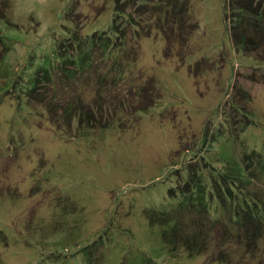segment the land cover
I'll return each mask as SVG.
<instances>
[{
    "label": "rangeland",
    "instance_id": "rangeland-1",
    "mask_svg": "<svg viewBox=\"0 0 264 264\" xmlns=\"http://www.w3.org/2000/svg\"><path fill=\"white\" fill-rule=\"evenodd\" d=\"M116 2L0 0V264H218L171 251L149 212H171L190 195L191 168L210 189L213 178L243 169L254 177L250 191H264V162L247 169L243 160L264 157V36L248 17L232 31L238 21L225 0H192L198 26L183 47L168 51L158 32L135 40L136 70L155 81L157 99L140 117H124L127 128L91 129L58 115L69 124L59 130L30 99L38 72L60 62L61 43L112 32ZM126 9L141 27L156 21L150 5L143 16ZM245 32L263 45L246 50ZM91 74L39 88L61 106L71 97L64 86L87 103L109 102L111 78L100 85ZM126 78L117 100L129 99ZM211 201L220 203L211 202L212 217L228 221V209Z\"/></svg>",
    "mask_w": 264,
    "mask_h": 264
},
{
    "label": "trees",
    "instance_id": "trees-1",
    "mask_svg": "<svg viewBox=\"0 0 264 264\" xmlns=\"http://www.w3.org/2000/svg\"><path fill=\"white\" fill-rule=\"evenodd\" d=\"M229 1L224 2L226 15H233V20L238 21L236 25L231 24L232 31L239 22L245 21L248 17L246 20L254 24L264 36V0ZM116 3L117 14L111 33L96 32L86 38L80 34L73 35L66 44L59 45L62 58L58 65L39 71L35 77L29 97L47 109L52 123H55L59 130L68 123L61 121L58 115L66 117V120L79 117L80 124H85L91 129H107L114 125L122 129L127 128L124 117L136 114L140 117V114L151 108L157 99L154 91L155 81L143 79V75L136 70L139 55L135 40L150 37L158 32L163 35L168 51H171L177 41L182 47L185 46L190 32L198 26L191 14L192 0H117ZM229 3L233 9L231 13ZM147 5L152 8L148 10L149 20L156 19L154 23L141 27L139 20L127 19L128 6L133 7L131 14L138 12L139 16H143L145 13L143 10ZM123 21L128 23L131 32L135 33L132 34L133 43L127 41L131 32L127 26V29L125 28ZM128 31L130 33H127ZM242 40L241 45L246 50L257 49L263 45V37L258 43L247 38V32ZM90 72L94 73L100 85L109 83L111 78L112 85L109 91L112 93L109 102L96 100L95 104L87 103L82 96L77 97V88L64 86V90L71 91V97L61 106L59 100L52 94H42V88H39L42 82H46L47 89L56 90L59 81L79 85L75 74H84L83 76L88 74L90 80L93 75ZM125 76L127 81H130L126 88V97L129 99L117 100L114 90ZM257 157L259 161H256ZM243 160L249 169L262 165L264 157L257 152L246 153ZM189 171L191 175L185 183L187 186L184 192L190 195H187L171 212L151 210L148 214L152 225H160L163 228V239L171 251L175 253L184 251L191 257L205 256L206 259L209 258L218 264H264V191L262 188H259V192L253 189L250 191L247 187L249 184L252 185L254 177L241 172L243 169L237 174L230 172L229 178L222 174V179L219 178L221 175L213 178L210 189V186L208 188L202 183L200 167L194 170L191 168ZM237 196L240 201L237 200ZM214 198L220 200L224 210L228 209L230 212L228 221L222 222L221 218L212 217L211 204L213 203L214 207L220 205L211 201Z\"/></svg>",
    "mask_w": 264,
    "mask_h": 264
}]
</instances>
